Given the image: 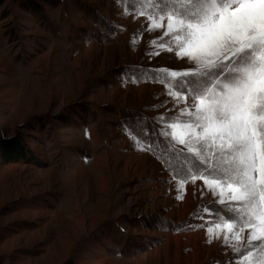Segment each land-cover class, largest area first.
<instances>
[{"label": "rangeland", "instance_id": "obj_1", "mask_svg": "<svg viewBox=\"0 0 264 264\" xmlns=\"http://www.w3.org/2000/svg\"><path fill=\"white\" fill-rule=\"evenodd\" d=\"M147 7L0 0V144L31 155L0 157V264H229L236 255L222 238L207 242L215 215L194 218L221 207L203 181L178 200L161 162L171 138L158 118L183 104L152 78L192 65L168 51L145 54L163 34L132 14ZM129 131L152 150H139ZM174 166L188 175L183 161Z\"/></svg>", "mask_w": 264, "mask_h": 264}, {"label": "snow or ice", "instance_id": "obj_2", "mask_svg": "<svg viewBox=\"0 0 264 264\" xmlns=\"http://www.w3.org/2000/svg\"><path fill=\"white\" fill-rule=\"evenodd\" d=\"M143 2L147 9L132 14L146 18L147 31L163 30L145 54L168 51L192 65L157 69L152 78L165 84L174 107L183 104L171 120L158 118L161 135L171 138L161 162L177 181L176 199H184L187 183L202 180L221 206L194 213L217 217L206 221L207 242L222 238L236 254L229 264H264V0ZM129 135L139 150H152L151 140ZM174 161L188 165L186 177Z\"/></svg>", "mask_w": 264, "mask_h": 264}, {"label": "trees", "instance_id": "obj_3", "mask_svg": "<svg viewBox=\"0 0 264 264\" xmlns=\"http://www.w3.org/2000/svg\"><path fill=\"white\" fill-rule=\"evenodd\" d=\"M11 144V143H10ZM0 144V157L10 162H17L20 160H30L31 155L27 146L24 144L12 143Z\"/></svg>", "mask_w": 264, "mask_h": 264}]
</instances>
